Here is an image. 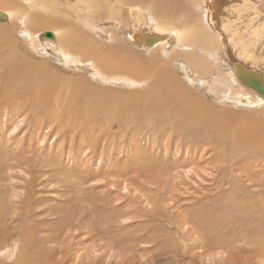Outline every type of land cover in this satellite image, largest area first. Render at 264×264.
Returning a JSON list of instances; mask_svg holds the SVG:
<instances>
[{
    "label": "rangeland",
    "instance_id": "374dc122",
    "mask_svg": "<svg viewBox=\"0 0 264 264\" xmlns=\"http://www.w3.org/2000/svg\"><path fill=\"white\" fill-rule=\"evenodd\" d=\"M1 1L0 12L6 14L4 11L9 10V6L11 7L14 5V0H7L6 4H4L5 0ZM19 1L24 9L22 12L25 14L21 22H18L17 19L10 21L9 16L7 19L0 17V62L4 59H6L5 61L10 60L9 62H13L12 64L17 62L18 64H14L15 66L10 64L8 67L16 68L19 65V71L25 74L22 77L20 76V79H17L16 83L14 79H11L8 82L4 81L5 83L0 84V94H3L4 90H6L4 95L7 94V96H5L6 100L2 103L5 105L4 110L2 109L3 105L0 104V218H3L6 214L11 218L8 221V231L6 233L3 232L0 227V231H2L0 233V264H26L22 263V257H20L24 248V252L32 258L28 264L50 263L52 258L48 255L53 250L51 247L56 249L57 247H55V244L50 246L51 243H49L47 238L51 236L50 234L57 228V224L54 223L58 222V219L63 216L62 213H64L66 207H74L71 210L75 209L72 212L78 215L82 214L84 211L91 214V219L89 221L92 220L90 222L92 224L96 223V239H85L86 241H84L83 244H79L78 240L71 239L70 237L65 243L62 242L61 244H63L65 248L61 244L58 248L61 251H63V249L65 251L64 254L59 257V264H76V255L74 254L76 251L78 254L84 255L80 264H129L124 262L129 255L120 253L121 249L127 247L129 250H134H130L132 255L136 256L134 264H264V251L261 252V250L258 249L260 243H264V218H261L262 215H264L263 151L260 150L261 153L259 151L261 156H257L258 154L254 156L255 161L257 160L256 158L262 161V163H260L262 164L261 166L255 163L253 167V174L259 178H257L256 181L253 179L249 181L248 178L245 177L242 188H238L234 191L231 183H237L235 181L236 173L234 171L232 172L231 168H229L224 175H218L217 172L212 169L217 166V163L213 164L214 160L209 163H203L204 160H200L199 157L198 150H208L207 156H211V154L214 153L215 159L217 152L225 147L226 161L220 162L225 166H228L226 163H229V166L237 165L236 167H238L240 173L238 180H242V169L247 165L245 160L257 153V151H254L255 153L252 152L249 156L233 153V143L231 141V139H233V115L227 112L226 106L224 107L215 97L205 96L202 91L199 89L197 90L194 85L188 84L193 77L192 74H179L176 78L177 82L187 83L185 86L186 91L199 97L197 101L195 100V103H197L199 107L202 105L200 107L201 112H203L201 117L213 119L217 123V126L210 127L202 125L199 121V130L195 132L190 130L188 137L185 132H177L175 128L177 118L173 116L176 114L173 113L172 110L167 111L164 108H159V115H157V112L152 111L156 102L150 104V100H147L145 97L146 87L131 88L121 83H114L113 86L112 83L95 77L93 68H90V70L86 72L85 69H71L60 64L58 60L54 61L51 58L52 50H49L48 54L39 53L36 50L35 52L30 42L32 37L44 31H61V29L68 28L63 24L66 19H63L60 13V11L63 12L64 9H59L62 6L59 0ZM95 1H99V4H104L105 2V0ZM221 1L226 3V0ZM86 2H88L90 6L94 3L92 1L93 3L91 4V0H87ZM52 5L55 6L50 7ZM72 5L74 4L72 3ZM89 5H86V7ZM43 7L47 9H43ZM50 8H56L57 13L61 15L56 16L55 13H51ZM12 9L16 14V9L11 8V10ZM108 10L109 8L106 11ZM106 14L107 12L104 13V15ZM68 22H73L75 27H79V30L76 31L77 33L89 35L87 30L85 31L83 29V25L80 24L77 19H70ZM58 23L61 25H58ZM21 28H24L26 33H21ZM126 28L127 27H123L120 29L127 31L128 28ZM106 30L110 32L112 30V25ZM125 34L126 33L118 35L116 38L117 45L111 42H102L98 34V39L94 35H91V37H94L99 44L102 42V44L106 43L107 45L118 46L117 51L121 50L125 56H132V53H126L124 51L126 45L122 39H124L123 37ZM120 38L121 40H119ZM133 53H135L134 58L141 59L140 61L142 64H144L143 62L145 61L146 63H151L154 59L153 55L156 53L160 55L165 54L163 50L153 51L152 54L133 50ZM249 65L245 66L246 70H252V72H256L264 78L263 66L257 67L252 63ZM134 75L140 79L141 73L136 72ZM143 83L144 82L140 84ZM241 86H243V84ZM172 88L173 93H177V86L175 85ZM247 90H249V88H247ZM136 97L139 98V101L135 100ZM12 101L15 102L13 103ZM103 104L107 106L110 104V109L113 107L111 109L112 112L109 110L107 111L105 109L106 106ZM118 104H123V115L130 118H124L121 114L119 115ZM225 104L227 106L231 105L228 102H225ZM132 105L135 106V110ZM147 107L149 108L145 110ZM231 108H233V113L236 117L242 115L253 117L254 115L243 111V108L232 105ZM252 111L253 110L248 109V112ZM196 117L197 115L194 113V119H196ZM226 117L229 118V120L223 123L222 120ZM163 118L169 120V123L165 124L162 122ZM191 123H193V120ZM16 126H18L17 129L15 128ZM105 127L106 129H104ZM256 128L258 140L262 143L264 142V116L260 115V120L256 121ZM160 130H164L169 139L175 141L167 144L171 146V151H168V153L165 152L166 150L163 147V142V146L160 145L159 148H156L157 150H153V138L151 133L154 131L159 134L161 132ZM223 130L226 131V135L223 134ZM135 135L139 137L140 141L134 142L136 137L133 136ZM109 140L112 143L108 142L107 144ZM179 140L181 144L186 140L187 145L180 146ZM132 142L135 147L137 146V153L132 151ZM94 145H96L95 149L92 148L95 147ZM109 146L112 147H110V149L113 151H110ZM140 146L142 147L140 148ZM178 147H180V149H178ZM139 148L143 150L142 153ZM261 148H263V145ZM115 149L118 150L116 151ZM139 152L141 156L139 158L140 163L138 167L146 166L151 171L153 167H155L156 173H160L159 176L156 174L158 180L163 174L164 177L162 176V178L166 180L168 175L169 179L176 185L174 190H167L173 188V186L170 185V188L167 187L164 192H162L158 183L152 180L153 175L150 174H138L131 171L130 176L125 172L127 176L121 177L119 174L120 172L131 170L133 164L136 163V157L137 155L139 156ZM143 152L144 155H146L145 157L144 155L142 156ZM112 154L113 158H110L109 156ZM107 155H109L108 158L106 157ZM101 156L102 159L100 160ZM114 158L115 160H119V163L115 161ZM121 158L123 160H121ZM142 158H144V160ZM107 159L109 160L107 161ZM110 160L111 163L113 162L115 164H111ZM142 160H146V164H143L141 162ZM250 160L254 161L253 159ZM105 161L108 163H105ZM177 162L181 163V167L172 169L173 164ZM9 163H13L11 164L13 165V171H8L7 173V166ZM194 163L201 167V170H209L211 174L202 172L196 167L197 165L192 166ZM170 164H172V166ZM120 165H122L123 168L126 166L125 168L127 170L125 168L122 169ZM15 167L18 168L15 170ZM107 167L112 170L116 169V173H111V179L108 177V180H106V182H108L106 183L105 180L102 179L104 176L102 177L101 173L103 174V172L107 170ZM97 169H99V172H97ZM160 171H162V173ZM168 172L169 174H167ZM165 173L167 175H165ZM56 174H59V178ZM77 175L79 177H77ZM244 175L246 176V174ZM49 176L51 181L47 180ZM73 176L74 178H72L73 180L71 181L69 178ZM132 176H140L147 180L148 189L147 187L146 189L143 187L139 188L140 191L146 193L142 194L140 198L133 195L135 193L134 185L133 187L130 186L133 188L132 190V188L129 187L130 183L126 182L127 178ZM57 178L60 182L66 183L68 181L67 184H71V181L72 183L75 182L78 186L81 184V181H87V189L86 186H84L82 189L75 190L76 194H86L84 198L74 194V196L76 195L74 198L78 199L79 197V202L76 207V199H74L71 206H63L65 203V198L63 196L67 191L61 188L63 183L60 185V183L56 182L58 180ZM78 178L82 180H78ZM2 179L7 180L4 181ZM116 179L120 181V188L117 187L119 185H109L110 182L117 181ZM145 179H141V181ZM34 180L35 183L32 182L31 186H29V182ZM141 181L139 180L137 182L139 186L141 185ZM41 182H45V185L39 184ZM227 183H229V185L225 186ZM77 185H75V187ZM104 185L106 189H102ZM221 187L229 191L226 192L222 190L220 192L219 190ZM61 191L63 196H60ZM166 191L172 193L168 196V201L170 204L169 210L174 212V216L182 213L181 210H177L179 207L183 209L189 208L187 210L189 222L190 224H194V227H202L198 229L202 230V233L204 231V235L206 233L207 236L205 235L206 238L204 237V239L208 241L207 245L213 247V244L220 243L221 241V243L218 244L220 245L219 247L222 246V248H217L216 252H211L210 254H205L204 252L203 255V251L205 250H202L200 243H185L179 239L180 236L176 235L175 226L169 221L171 219L167 218L165 215H161L162 210H156L158 204L154 205L152 202L153 200H159L162 194L170 193ZM216 192L219 194L218 201L212 200L216 196ZM30 193L33 194L34 200L28 210L29 200H27L26 195ZM101 198L108 199L107 204L110 201L114 202L112 204L113 206H122L123 208L112 213V210L106 206ZM208 198H211L212 203L207 202ZM80 199L83 200L80 201ZM235 199L238 200L237 203L239 202V204L235 203ZM106 201L107 200H105V202ZM202 202L205 204L201 206ZM213 202L218 203L214 204ZM223 203L228 206V208H225ZM37 204H39V206ZM45 204L47 207L44 206ZM60 204L62 206H60ZM173 204H175V206ZM186 204H188V206ZM189 205L192 208L189 207ZM59 206L60 209H58ZM196 207H198V210ZM63 209L64 211L61 213ZM155 211H157V215H153ZM209 211L210 213L213 211L214 215H212V213L210 215ZM17 212H19L21 218H18ZM72 212L69 211L68 214H72ZM130 212L132 213L130 217H134V219H130V217H118L119 213L125 214ZM197 212L200 214L197 215ZM34 213L38 215L33 216ZM52 214L53 216H51ZM202 214H204L205 217ZM58 215L59 217H56ZM207 216L209 219H206ZM12 218H15V221L12 220ZM215 221L217 222L215 223ZM0 224L3 223L0 222ZM99 224L101 225L99 226ZM78 225L79 221L75 222L74 226L77 227ZM193 226H191V228H193ZM204 227L206 229H203ZM72 230V227L66 229L68 233H72ZM205 230L208 232H205ZM210 232H212V235L214 232V235L212 236ZM259 232H261V234ZM202 233L200 235H203ZM208 233H210V235ZM102 235H105L107 239L102 240ZM137 236L144 238V241L147 239V243L145 242V244L144 241H138ZM191 236L200 238V236H195L193 234ZM208 236H212L213 238ZM257 241H259V243ZM47 244H49V246ZM106 245L110 247L108 249H103ZM195 245H197V247L199 245V247L197 248ZM191 246L195 248L193 247V249ZM20 247L21 249H19ZM134 247H137V249H134ZM245 247H247L248 250H245ZM48 248L50 251H48ZM96 248H98L99 251H97L98 249ZM135 250H137V252H135ZM10 252L15 253L10 254ZM39 257L40 259H38ZM42 259L44 260L42 261Z\"/></svg>",
    "mask_w": 264,
    "mask_h": 264
},
{
    "label": "bare ground",
    "instance_id": "6f19581e",
    "mask_svg": "<svg viewBox=\"0 0 264 264\" xmlns=\"http://www.w3.org/2000/svg\"><path fill=\"white\" fill-rule=\"evenodd\" d=\"M6 1L7 0H5L4 4L7 3ZM59 1H60V4L62 5L59 9H64V11L63 12L60 11V13L62 14V18L66 19L65 22L63 20L62 21L64 22L63 24H65L68 28L67 29H61V31L60 30L52 31L51 33L54 34L53 39L45 38L43 36V34L46 33L47 31L41 32L40 34H37L35 37H32L30 42H31V45H32V48L34 49V51L36 50L39 53L48 54L49 53L48 51L52 50L51 58L54 61L58 60L60 64H62L63 66L65 65L71 69L72 68H77V69H81V70L85 69V71L88 72L90 70V68H93V74H95V77L101 78V80L102 79L106 80V81L112 83L113 86H114V83H121V84L127 85L131 88L142 87V86L146 87L145 88L146 89L145 90V97L147 98V100H150V104H153L156 102V105L153 106L152 111L157 112V115H159L160 114L159 108L160 109L164 108L167 111L172 110V112L176 114V115H173L174 118H177V122H176V126H175L176 131L177 132H185L187 137L190 133V130L192 132L199 130V121L202 125H207L210 127H216L217 126V123L213 119H211L209 117H201L203 112H201L200 107L202 105H200V107H199V106H197V103H195V100L197 101V99L199 97L195 94H192V93H189L188 91H186L185 86L187 83L185 84L183 82H180V83L177 82L176 78L179 74H185V75L192 74L193 77L190 75L192 77V79L189 81L188 84L194 85L196 87V89L201 90L205 96H210L212 98L215 97L222 105H224V107L226 106L225 108L227 109V112L229 114L233 115V139H231V141L233 143V153L245 154V155L249 156L250 153L257 151V153L254 152L255 154L252 155L251 158L248 157L245 160L247 165L245 167H243V169H242V173H241L243 175L242 180H238V176L240 175V173H239L238 167H236L237 165L231 164L233 166H229V163H226L228 166H225L224 164H222L220 162V161H226L225 147H223L222 149H220L217 152V154H216L217 156L215 159H214V156H215L214 153L211 154V156L209 155L210 156L209 157V156H207L208 150H198L200 160H204L203 163H209V162L214 160L213 164L217 163V166L215 168L213 167L212 169L215 170L218 175H224L226 173V171L229 168H231V171L232 172L234 171L236 173V176L235 175L234 176L236 177L235 181L237 182V183H233V182L231 183L233 185V191L237 190L238 188H242V183H243V180L245 177L248 178L249 181L252 179L256 181V179L259 178L258 176L253 174V167H254L255 163H258L260 166L262 165V164H260V163H262V161L259 160V158H256L257 160L255 161L254 156H256L257 154H258L257 156H261V154H259L260 150H262L264 153V142H262V143L259 142L258 136H257V128H256V121L260 120V115L264 116V98L261 97L260 95H258L253 89L249 88V90H247V87L241 86L242 83H241V80L239 78V71H238L237 67H238V65H240L242 67V69L243 68L245 69L246 65H249L250 63H252L253 65H255L257 67L263 66V70H264V36H263L264 35V33H263L264 32V0H255V1L254 0H228V2L226 0V3H223L221 0H105L104 4L103 3L99 4L100 3L99 1L91 0V4L94 2L93 5H91V6L88 4V2H86L87 0H66V1L65 0H59ZM32 2H33V0H32ZM72 3L74 5H72ZM86 5H89L88 6L89 8L86 7ZM5 6H3V7H5ZM44 6H45V4H44ZM53 6H55V5H52L50 7H53ZM11 8L16 9L15 10L16 14L13 12V9L11 10ZM44 8H46V7H43V9ZM108 8H109V10L106 11ZM22 11H24V9L22 8L20 1L14 0V5L11 7L9 6V10L4 11V12H6V14L3 12H0V17L3 19H7L9 16L10 21L17 19L18 22L19 21L21 22L22 19L25 17V14ZM50 12L55 13L56 16L61 15L60 13H57L56 8H50ZM105 12H107L106 15H104ZM70 19H75V20L77 19L78 22L83 25L82 26V27H84L83 29L85 31L87 30V33L89 35H86L84 33H77L76 31L79 30V27H77V26L75 27L73 25V22H71V23L68 22V20L70 21ZM58 25H61V24L58 23ZM110 25H112V30L110 32H108V30H106V29L110 28ZM123 27H127L128 28V29L126 28L127 31L120 29ZM20 31L23 34L26 33V30L24 28H21ZM123 33H126L125 36L123 37L124 39H122V40H124L123 42L126 45L124 51L126 53L129 52V53L133 54L132 56L128 55L129 57L125 56V54H123L121 50L117 51L118 46H113V45H109V44L107 45L106 43L102 44V42H108V43L111 42L112 44L113 43L116 44L117 43L116 38L118 37V35H121ZM97 34L101 38L100 40L102 41L100 44L97 42L96 39H94V37H91V35H94L97 37ZM27 36H28V34H27ZM97 39H98V37H97ZM119 40H121V38ZM27 45H29V44H27ZM133 50L148 52L149 54H152L153 51L163 50V52H165V54L160 55L159 53H156L153 55L154 59L151 63H146V61H145V62H143L144 64H142L140 61L141 59L139 60V59L134 58L135 53H133ZM5 60L6 59H4L3 61L1 60V62H0V84L8 82L11 79H14V82L16 83V80L20 79V76L22 77L25 74L21 73L19 71V65L16 68L8 67L13 62L11 63V62H9L10 60H8V61H5ZM14 64L16 65L18 63L15 62ZM14 64H12V65H14ZM249 68H250V65H249ZM136 72L141 73L140 79L134 75V73H136ZM254 73L258 74L256 72H254ZM26 74H27V72H26ZM160 79H161V82H160ZM142 82H144V83L140 84ZM175 85L177 86V89H176L177 93H173V90H172L173 89L172 87ZM171 90H172V92H171ZM0 92H1V90H0ZM5 93H6V90L3 91V94L2 93L0 94V97H1L0 104L4 103V101L6 100L5 96H7V94L4 95ZM138 99H139L138 97L135 98V100L139 101ZM56 102H59V101H56ZM225 102H228L232 106H236L238 108H243V111L247 112L248 114H254V115H253V117H248L246 115L236 117V115L233 113V108H231V105L227 106L225 104ZM186 103H188V104H186ZM103 105L106 106L105 109L107 111L109 110L110 112H112L111 109L113 107H111V109H110V107H109L110 104H109V106H107L105 104H103ZM4 106L5 105H3V107H2L3 110H4ZM57 106H58V104H57ZM123 107H124L123 104H118L119 115L121 114L124 118H130V117H126L123 115V112H122L124 109ZM132 107H133V109L135 108L134 105H132ZM148 108L149 107L145 108V110H147ZM173 109H175V110H173ZM248 109L253 110V111L248 112ZM113 112H114V110H113ZM194 113H196V115H197L196 119H194ZM10 118H12V117H10ZM12 119H14V118H12ZM192 120H193V123H191ZM228 120H229V118L226 117L225 119L223 118L222 122L226 123ZM162 122H164L165 124H168L169 120H166V118H163ZM111 123L113 124L112 121H111ZM38 125L41 126L40 124H38ZM17 127L18 126H16L15 128L17 129ZM104 129H106V127ZM135 130H136V128H135ZM36 131H37V129H36ZM160 131L161 132L159 134L157 132H154V131L151 133L152 138H153V140H152L153 150H157L156 148H159L163 142L164 146L163 145L162 146L166 150L165 152L168 153V151H171V146L167 145V144L173 143L175 141H171V139H169L167 133L164 130H160ZM122 134H123V131H122ZM223 134L226 135L225 130H223ZM137 135H135L133 137H136ZM11 136H13V135H11ZM133 137H132V139H133ZM159 137L161 138L162 141L160 140ZM110 140L107 141V144H108V142H110ZM135 141H140L139 137H136L134 142ZM110 143H112V142H110ZM179 143H180V140H179ZM132 144H133V142H132ZM182 145L186 146L187 141L185 140L183 144L180 143V146H182ZM262 145H263V148H261ZM50 146H52V145H50ZM94 146L95 147H92V148L95 149L96 145H94ZM111 146H109V149ZM152 146H151V149H152ZM136 147L134 146V144L132 145V149H133L132 151L135 153H137V151H138V149ZM141 147L142 146H140V148ZM140 148H139V150H140ZM178 149H180V147H178ZM111 150L112 149H110V151ZM116 151H114V152H116ZM140 151L142 153L143 150H140ZM101 152H102V150H101ZM141 153L139 154V156L137 155L136 163H134L133 166L130 165V166H132L130 171H124V172L119 173L121 175V177L127 176L125 174V172L128 173V176H130L131 171L133 173H138V174H150V175H153L152 180L154 182L158 183L162 192H164L165 188H167V187L170 188V185H172L173 188L167 189V190H174L176 185L171 179H169V176L167 175V174H169V172L167 174L165 173V175H167L166 180H164L162 178V176L164 177V174L158 180L156 177L157 173H156L155 167H153L152 171L150 169H148L146 166L138 167V164L140 163L139 158L141 156ZM260 153H261V151H260ZM98 154H99V151H98ZM145 154H146V152H145ZM143 155H144V152H143L142 156ZM108 156L109 155H107L106 157L108 158ZM115 156H116V153H115ZM145 156L146 155H144V157ZM104 157H105V155H104ZM109 157L113 158V154L110 155ZM147 158H149V157H147ZM101 159H102V156H101L100 160ZM142 159L144 160V158H142ZM250 159H253L254 161H251ZM108 160L109 159H107V161ZM114 160H115V158H114ZM121 160H123V159L121 158ZM143 160L141 162L143 164H146V160L145 161H143ZM115 161H117L119 163V160H115ZM249 161H251V162H249ZM105 163H108V162L105 161ZM110 163H111V160H110ZM110 163H109V165H110ZM218 163H219V166H218ZM11 164H13V163H9V165L7 166V173H8V171H13V168H12L13 165H11ZM113 164H115V163H113ZM170 165L172 166V164H170ZM194 165H197V164L194 163L192 166H194ZM120 166L122 167V165H120ZM167 166H168V164H167ZM180 167H181V163L177 162L176 164H173L172 169L180 168ZM196 167H198L199 170L202 169L198 165ZM17 168L18 167H15V170ZM124 168L122 167V169H124ZM161 168H163V167H161ZM24 169H26V168H24ZM159 170H161V169H159ZM165 170H167V169H165ZM89 171H90V169H89ZM157 171H158V169H157ZM201 171L204 173H207V174H211L209 170H201ZM97 172H99V169H97ZM160 172L162 173V171H160ZM111 173H116V169L112 170V169H109L107 167V170H105L103 172V174L101 173L102 177L104 176V178H102V179L105 180V182H106V180H108V177H110V179H111V176H112ZM79 174H80V172H79ZM244 174H246V176ZM62 175H63V173H62ZM159 175H160V173L158 172L157 176H159ZM58 176H59V174L57 175V177ZM77 177H79V176L77 175ZM72 178H74V176L70 177L69 179H71V181H72L73 180ZM80 178H81V176H80ZM141 179H145V178H141L140 176H132V177H128L127 181H126V182L130 183L129 187L130 186L133 187V185H134V192L135 193L133 195L137 198H140L142 194H146V193H143L142 191H140L139 188L143 187L146 189V187L148 186L147 180L145 179V180H143L144 181L143 182V181H141ZM2 180H4V179H2ZM6 180H4V181H6ZM31 180H33V179H31ZM47 180L51 181L50 176H49V178H47ZM78 180H82V179L78 178ZM139 180L141 181L140 186L137 184V182ZM66 181H67V179H66ZM71 181H70L71 184H69V183L67 184L68 181L66 183L60 182L59 179L56 181L57 183H60V185H61V183H63V185H61V188L67 191L64 196L62 195L63 190L61 191V194H60V196L62 195L65 198V200H64L65 203L63 205L64 207L71 206L72 203L74 202V199H76V198H74V197H76V195H80L81 198H84V196L86 195V194H76L75 190L77 191L79 189H82V188H84V186H86V189H87V185H88V184H86L87 181L86 182L81 181V184H79V186L74 181H73L74 183H72ZM32 182L35 183V180L29 182L28 185L31 186ZM52 182H53V179H52ZM3 183H1V184H3ZM79 183H80V181H79ZM39 184L45 185V182L44 183L41 182ZM75 185H77V186L75 187ZM109 185H111V186L112 185H119L117 187L120 188V181L117 180L114 182H110ZM226 185H229V183L225 184V186ZM127 186H128V184H127ZM104 187L102 189H106L105 185H104ZM132 187H130V188H132ZM149 187H151V186H149ZM261 188H262V186H261ZM127 189H128V187H127ZM147 189H148V187H147ZM132 190H133V188H132ZM222 190H224L226 192L229 191L227 189H224V187H221L219 191L221 192ZM166 192H170V191H166ZM74 194H76V195L74 196ZM170 194H172V193L171 192L170 193H164L161 195L159 200H153L152 202L154 205L158 204V207L156 208V210L161 209L162 210L161 215H163V216L165 215V216H167V218L171 219V220H169V219L168 220L175 226L176 235L180 236L179 239L185 243H187V242L200 243V246H202L201 247L202 250L203 249L205 250V251H203V255H204V252H205V254L206 253L210 254L211 252H216L217 248H222V246L219 247L220 246L219 244L221 243V241H220V243L218 242L219 244L218 243L213 244V247H210L207 245L208 241H206L204 239L206 233L204 235V231L202 233V230H199L202 227H200V228L198 227L199 228L198 229L197 227H194L195 226L194 224H190V222H189V215L187 212V210L189 208L183 209V208L179 207V209H177L178 208L177 207L176 209L181 210L182 213L174 216V214H173L174 212L169 210L170 204L168 201V196ZM215 195L216 196L212 200L218 201L219 194L216 192ZM221 195H222V193H221ZM26 196H27V200H29V206H28V210H29L31 203L34 200V196L31 193L27 194ZM37 197H39V196H37ZM60 198H62V197H60ZM233 198H234V196H233ZM78 199H79V197H78ZM78 199H76L75 207L77 206V203L79 202ZM101 199L106 204V206L112 210V213L115 212L116 210H121L123 208L122 206H115V205L113 206L112 204L114 202L109 201V203L107 204L108 199H104V198H101ZM101 199H99V200H101ZM82 200L80 199V201H82ZM105 200H107V201L105 202ZM229 200H231V199H229ZM237 201L238 200H236L235 203L239 204V202L237 203ZM207 202L212 203L211 198H208ZM177 203H179V202H177ZM215 203L217 204L218 202H215ZM203 204H205V203L202 202L201 206ZM225 204H226V202H225ZM262 204H263V202H262ZM37 205L39 206V204H37ZM173 205L175 206V204H173ZM186 205L188 206V204H186ZM44 206H46V204ZM60 206H62V205L60 204ZM60 206L58 209H60ZM12 207H10V208H12ZM18 207H16V208H18ZM42 207H43V205H42ZM189 207H191V206L189 205ZM226 207L228 208V206L225 205V208ZM73 208L66 207L65 211H64V209L61 210V213L64 211V213H62L63 216H61L58 219V222L54 223V224H57V228L55 229V231L53 233L50 234L51 236H49L47 239H48L49 243H51L50 246L55 244V247H57V249L54 247H51V249L53 248V250L48 256L52 259H51L50 263H46V264H59L60 263L59 257H60V255L64 254L65 250L63 249V251H61L58 248V246L62 242L65 243L66 240H68L70 237H71V239L78 240L79 244H83V242L86 240L96 239V235H95L96 223L92 224V223H90L92 220L89 221L91 219L90 218L91 214L90 213L88 214L86 211H84L82 214L78 215V214L72 212L75 210V209L71 210ZM197 208L198 207H196V209ZM237 208H238V206H237ZM14 209H15V207H14ZM176 209H175V211H176ZM190 210H192V209H190ZM69 211H71L72 214L71 213L68 214ZM193 212L195 214L194 210H193ZM193 212H192V215H193ZM55 213H54V215H55ZM209 213H210V211H209ZM211 213H212V215H214L213 211ZM211 213H210V215H211ZM214 213H216V212H214ZM131 214H132L131 212L125 213V214L119 213L118 217L119 218H129ZM198 214H200V213L197 212V215ZM204 214H202V215H204ZM15 215H16V213H15ZM36 215H38V214L37 213L33 214V216H36ZM42 215H43V213H42ZM153 215H157V211H155ZM17 216H18V218H21V216L19 215V212H17ZM51 216H53V214ZM195 216H196V214H195ZM56 217H59V215ZM204 217H205V215H204ZM261 218H264V215H262ZM10 219H11L10 216L7 214L3 218H0V220H1L0 222L3 223V224H0V227L2 228L3 232H5V233L8 231L7 225L9 224L8 221ZM130 219H134V217H130ZM199 219H200V217H199ZM206 219H209L208 216ZM12 220L15 221V218H12ZM195 220H196V218H195ZM204 220H205V218H204ZM77 221H79V225L77 227H75L74 224ZM202 221H201V223H202ZM210 222H209V224H210ZM216 222L217 221H215V223ZM200 224H199V226H200ZM207 224H208V221H207ZM100 225L101 224H99V226ZM191 226H193V228H191ZM69 227L73 228L72 233H68L66 231V229ZM203 229H206V228L204 227ZM1 232L2 231H0V233ZM38 232H40V231H38ZM205 232H208V231L205 230ZM201 233L204 236L200 235ZM210 233L212 235V232H210ZM210 233H208V234L210 235ZM259 233L261 234V232H259ZM192 234L195 236H200V238L199 237L194 238L191 236ZM213 235H214V232H213ZM154 236H155V234H154ZM212 236L211 237L208 236V237L213 238ZM242 236L245 237L244 235H242ZM101 239L105 240V239H107V237L105 235H102ZM137 240L143 242L145 239L140 237V236H137ZM261 240H262V238H261ZM146 241H147V239H146ZM146 241H144V243ZM257 242L259 243V241H257ZM47 245L49 246V244H47ZM61 245H63V244H61ZM252 245H251V247H252ZM256 245H258V244H256ZM111 246H112V244H111ZM109 247L110 246L106 245L103 247V249H108ZM195 247H197V245H195ZM198 247H199V245H198ZM243 247H242V249H243ZM39 248H40V246H39ZM49 248H48V251H50ZM64 248H65V246H64ZM135 248L137 249V247H134V249ZM19 249H21V247ZM24 249L22 250L21 256H20V254H19V256L22 257V261H23L22 263L28 264V263H30V260H32V258L24 252ZM96 249H98V248H96ZM244 249L248 250L247 247H245ZM258 249H260L261 252L264 251V243L263 242H262V244L260 243V245L258 246ZM130 250L134 251L132 249H130ZM130 250L127 247V248L121 249L120 253H125V254L129 255L128 258L124 260V262H127L129 264H134V261H135L134 259H136V256L132 255ZM97 251H99V249ZM135 252H137V250H135ZM14 253L15 252H10V254H14ZM17 253H18V251H17ZM254 253L257 254L256 252H254ZM74 254L76 255V257H75L76 258V264H80L84 255L78 254L77 251L74 252ZM218 255H220V254H218ZM142 256H141V258H142ZM33 258H35V257H33ZM38 259H40V257ZM214 259H216V258H214ZM43 260L44 259H42V261ZM77 261H78V263H77ZM0 263H1V261H0Z\"/></svg>",
    "mask_w": 264,
    "mask_h": 264
},
{
    "label": "water",
    "instance_id": "95a60500",
    "mask_svg": "<svg viewBox=\"0 0 264 264\" xmlns=\"http://www.w3.org/2000/svg\"><path fill=\"white\" fill-rule=\"evenodd\" d=\"M45 38L53 39L54 34L46 32L43 34ZM239 78L243 86L253 89L258 95L264 98V79L261 75L255 74L252 71L245 70L238 65Z\"/></svg>",
    "mask_w": 264,
    "mask_h": 264
}]
</instances>
